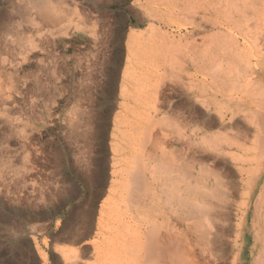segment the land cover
<instances>
[{
	"label": "bare ground",
	"instance_id": "bare-ground-1",
	"mask_svg": "<svg viewBox=\"0 0 264 264\" xmlns=\"http://www.w3.org/2000/svg\"><path fill=\"white\" fill-rule=\"evenodd\" d=\"M36 1V20L42 22L49 18L52 1ZM256 1L263 10L264 0ZM195 3L198 6L191 8L188 16L190 25L203 27L201 21L208 23L212 17L215 23L221 24L218 26L220 31L214 33L226 40L221 42L226 43L227 54H241L243 49L236 42L251 33L249 27H243L248 20L246 11H252L251 19L260 16L262 11L257 9L255 13L254 0H196ZM197 15L198 22L195 20ZM36 20L34 17L31 19L32 23ZM261 20L264 23V17ZM162 22H169L168 18ZM177 28L185 29L186 34L192 31L184 25ZM148 30L166 39L159 46L163 51L162 58L155 64V58L134 57L136 68L131 74H123L129 83L122 79L113 112L109 142L111 168L106 180L108 183L105 182L101 188L99 202L88 210L91 214L87 218L85 209L88 202L81 205L79 213L86 219L80 221L81 224L84 222L80 228L70 225L71 220L69 225L66 224L63 219L54 223L48 220L46 224L29 223L16 217L7 220L13 227V239L10 245L0 244V264H238L239 253L234 250L239 246L245 220L243 214L239 219L236 212V217L233 216V205H236L237 196L241 198L240 205L247 202V192L253 191L247 189L243 192L239 178H247L245 186L254 185L264 173V154H260L264 150V86L257 84L256 79L255 88L248 75L244 81L237 82L240 76L238 59L228 69L222 70V62H217L213 67L205 69L198 65L201 67L188 68L193 71H187L188 59L195 63L194 56L180 53L183 46L169 43L168 30L161 27H157L159 33ZM253 61L256 66L257 61ZM179 68L186 70L183 77L178 74ZM246 68L244 66L243 69ZM174 82H179L184 89L181 93L186 94V99L182 102L173 103L175 100L166 94V89L170 90L169 86ZM195 102L201 106H196ZM77 106L71 114L76 115L81 127L87 124L81 123L86 120L84 117L90 116L79 111V103ZM197 111L201 117L199 124L190 128L191 121L197 118ZM241 114L243 120L247 116L243 122L239 118ZM215 124L218 130L210 132ZM85 125L83 127H87ZM251 127L255 128V133H249ZM61 187L53 177L49 178L46 191L52 205L58 191L64 189ZM256 196L252 204L255 216H252L251 225L252 229L255 228L254 240L259 246L252 264H264V184Z\"/></svg>",
	"mask_w": 264,
	"mask_h": 264
},
{
	"label": "rangeland",
	"instance_id": "rangeland-1",
	"mask_svg": "<svg viewBox=\"0 0 264 264\" xmlns=\"http://www.w3.org/2000/svg\"><path fill=\"white\" fill-rule=\"evenodd\" d=\"M51 1L49 18L39 22L36 20V0H32V3L29 0H0V244L12 243L13 227H10L8 222L13 218L22 221L25 219L34 224H46L48 220L54 223L57 219H63L73 227L83 226L84 222L81 224L80 221L91 214V207H95L102 196L101 188L105 182L108 183L106 180L111 168L112 152L109 142L113 112L119 99L122 79L123 82L129 83V79L123 77V74H131L136 68L134 57L155 58V64L162 58L163 51L159 46H162L166 39L148 29L158 33L157 27L168 30L169 43L173 46H183V49L179 50L180 53L194 56L195 63L188 59L187 71L201 67L198 65L203 68L213 67L217 62H222V70L228 69L238 59L239 75L243 74L238 76L237 82L244 81L248 75L255 88L256 79L257 84L262 83L264 86V23L261 20L264 17V8L262 10L256 0L255 13L258 9L259 12L262 10L263 15L251 19L252 11L246 8L248 20L241 23L244 22L243 27H249L251 33L247 38L237 40L239 48L243 49L239 55L233 52L227 54L228 49L226 51L224 48L226 40L222 35L215 34L220 31L218 26L221 24L215 23L212 17V21L208 20V23L201 21L203 27L194 28L190 25L188 16L191 14V8L198 6L196 0H173L174 3L172 0ZM31 13L33 14L30 16ZM33 17L36 21L32 23ZM164 18H168L169 22L163 23ZM195 20L199 21V15ZM10 23L15 24L12 26ZM178 25L192 30L190 35L186 34L183 28L178 30ZM215 38L220 43H217ZM252 48L257 54H254ZM253 60L257 61V67ZM244 66H248L246 70L243 69ZM185 71V68H179L178 74L183 77ZM176 83L169 86L170 90L166 89L167 93L165 90L171 100H175L173 103L186 99V94L181 93L184 89L180 87L179 82ZM78 103L79 111H85L90 116L84 117L86 120L81 122H86L84 125L87 127H80L75 119L76 115L73 114V117L71 114L73 109L78 107ZM195 104L201 106L198 102ZM3 106L6 108L3 109ZM198 115L197 111V118L191 121L190 128H194L196 123L199 124L201 117ZM239 116L242 122L247 119L246 116L243 120V114ZM217 127L216 124L212 126L210 132H216ZM250 129L249 133L256 132L255 128ZM260 154H264V150L260 151ZM263 176L264 173L254 185L249 184V187L244 184L247 180L245 176L239 178L243 183V192H247V189L253 191L247 192V202L240 205L241 198L237 196V207L233 205V216L236 217V212L239 219L243 214L242 218L245 220L240 242L238 241L239 246L236 248L240 249L234 250L239 253L238 264H252L258 251L259 243L254 240L255 228L252 229L251 219L255 216L252 204L264 184ZM52 177L64 188L58 191L59 195L53 205L49 203L46 191L48 180ZM86 201V218L83 219L84 215H80L79 209L86 205ZM262 226L260 224L261 229Z\"/></svg>",
	"mask_w": 264,
	"mask_h": 264
}]
</instances>
